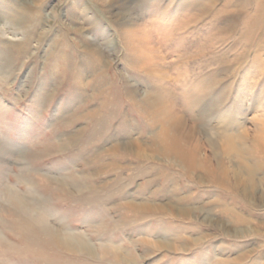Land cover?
I'll return each instance as SVG.
<instances>
[{"label": "rangeland", "instance_id": "374dc122", "mask_svg": "<svg viewBox=\"0 0 264 264\" xmlns=\"http://www.w3.org/2000/svg\"><path fill=\"white\" fill-rule=\"evenodd\" d=\"M0 264H264V0H0Z\"/></svg>", "mask_w": 264, "mask_h": 264}, {"label": "bare ground", "instance_id": "6f19581e", "mask_svg": "<svg viewBox=\"0 0 264 264\" xmlns=\"http://www.w3.org/2000/svg\"><path fill=\"white\" fill-rule=\"evenodd\" d=\"M169 135L167 134V131H166V134L164 135V136H162L161 138H159V140H157L156 142H155V146L156 147H159L160 146V142H168V141H170L169 139H172L171 140V142H172V144H171V147H169L168 148V155H174L178 150H179V141H174V139L173 138H171V137H168ZM187 139V138H186ZM186 139H184V140H186ZM166 140V141H165ZM168 140V141H167ZM197 147L194 149V158H193V160H195V155H196V152H197ZM228 150V149H227ZM230 150H232V148L230 149ZM230 150H228V152H229V154L230 153H234V151L232 150L231 152H230ZM236 155L237 156H239L240 158L241 157H243V155H244V153L242 152V151H238V150H236ZM180 155V159L181 160H183L184 159V156H181V154H179ZM209 167V166H208ZM220 167V166H219ZM221 168H223L222 167V165H221ZM213 169V168H212ZM219 169V172L221 171L220 170V168H218ZM250 170V169H249ZM216 171V170H215ZM255 171V170H254ZM228 172V170H226V169H224V170H222V172H221V176L224 178V179H227L228 177H229V174L227 173ZM250 172H252L251 170H250ZM253 173V172H252ZM251 174V173H250ZM214 175V174H213ZM216 175V174H215ZM252 176V175H251ZM212 179H213V177H212ZM234 180H235V185L236 186H238L239 184H242V182L244 181L243 180V178H242V174H240L239 172L238 173H236L235 171H234ZM218 181V180H217ZM246 181V180H245ZM232 182H233V180H232ZM216 183V182H215ZM219 183V182H218ZM234 183V182H233ZM224 186H225V184H224ZM246 194V193H245ZM73 240H67V242H65V243H62V242H59V244H61V246L64 248V249H73V250H79V249H81L82 248V244L81 243H79V242H72Z\"/></svg>", "mask_w": 264, "mask_h": 264}]
</instances>
